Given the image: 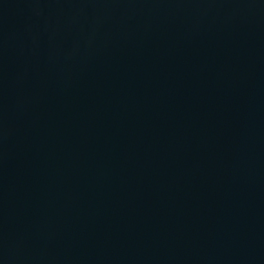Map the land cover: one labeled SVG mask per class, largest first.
<instances>
[{
  "label": "water",
  "instance_id": "95a60500",
  "mask_svg": "<svg viewBox=\"0 0 264 264\" xmlns=\"http://www.w3.org/2000/svg\"><path fill=\"white\" fill-rule=\"evenodd\" d=\"M0 264H264V0H0Z\"/></svg>",
  "mask_w": 264,
  "mask_h": 264
}]
</instances>
